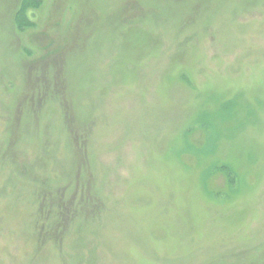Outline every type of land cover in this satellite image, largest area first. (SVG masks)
Returning <instances> with one entry per match:
<instances>
[{
  "label": "rangeland",
  "instance_id": "rangeland-1",
  "mask_svg": "<svg viewBox=\"0 0 264 264\" xmlns=\"http://www.w3.org/2000/svg\"><path fill=\"white\" fill-rule=\"evenodd\" d=\"M0 264H264V0H0Z\"/></svg>",
  "mask_w": 264,
  "mask_h": 264
},
{
  "label": "trees",
  "instance_id": "trees-1",
  "mask_svg": "<svg viewBox=\"0 0 264 264\" xmlns=\"http://www.w3.org/2000/svg\"><path fill=\"white\" fill-rule=\"evenodd\" d=\"M37 3V2H36Z\"/></svg>",
  "mask_w": 264,
  "mask_h": 264
}]
</instances>
